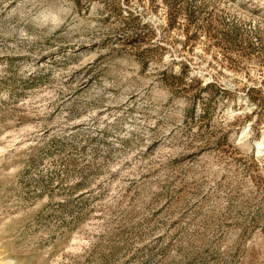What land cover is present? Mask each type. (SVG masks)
<instances>
[{"label":"rangeland","instance_id":"374dc122","mask_svg":"<svg viewBox=\"0 0 264 264\" xmlns=\"http://www.w3.org/2000/svg\"><path fill=\"white\" fill-rule=\"evenodd\" d=\"M264 0H0V264H264Z\"/></svg>","mask_w":264,"mask_h":264},{"label":"bare ground","instance_id":"6f19581e","mask_svg":"<svg viewBox=\"0 0 264 264\" xmlns=\"http://www.w3.org/2000/svg\"><path fill=\"white\" fill-rule=\"evenodd\" d=\"M264 147V143L257 144L258 152L260 153L262 148Z\"/></svg>","mask_w":264,"mask_h":264}]
</instances>
